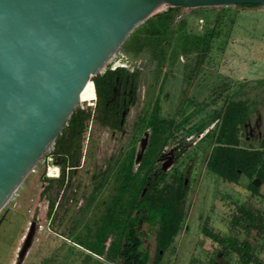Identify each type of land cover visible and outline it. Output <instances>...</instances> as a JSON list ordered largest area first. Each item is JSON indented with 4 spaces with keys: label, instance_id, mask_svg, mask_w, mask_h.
<instances>
[{
    "label": "flooded vegetation",
    "instance_id": "obj_1",
    "mask_svg": "<svg viewBox=\"0 0 264 264\" xmlns=\"http://www.w3.org/2000/svg\"><path fill=\"white\" fill-rule=\"evenodd\" d=\"M142 75V65L133 62L118 51L101 70L93 75L96 76L94 81L91 77L95 98L92 104L86 108L90 112L87 124L88 122L94 124L107 131L108 134H122V139L120 144L113 145L103 169L90 176L93 187L81 209L83 210L89 204H92L94 208L99 205L103 201V198L100 197V190L105 185L114 184L111 186L114 192L105 202L103 212L99 214V218L95 222L92 239L88 238L90 235H85V232L79 235L76 224H71L68 232L76 233L74 235L75 244L103 264H264V250H261L262 253L257 252L260 247L264 248V87L260 91L254 89L247 101L244 98L229 99L233 90L232 83H230L231 87H225V90L224 83L219 87L217 98H221L220 102L225 105L243 103L246 115L245 121L236 131L237 143L226 145L237 149H246L248 152V174L241 173L237 168V175H230V164L226 163L228 177H223L210 168L209 162L212 149L218 145L217 137H220L218 136V127L224 107L222 110L214 109V122L207 124L208 99L204 92L205 88L202 89L201 86L198 93L195 91V93L187 95L188 88L180 86L176 98V104L179 105L178 111L185 110L186 106L191 109L189 108L187 113H183L177 122L171 117H161L160 94L164 96L165 101L169 100V93L160 89L165 82L163 74L157 92L150 98L146 108L129 123V112L137 102V91L143 79ZM154 86L155 83L151 82L150 88L152 89ZM97 89L102 93L100 98H98ZM196 106H198L201 115L192 120L194 118L192 111L196 110ZM149 120L153 121L151 128L148 126ZM161 120L165 126L163 128L165 131L161 134L162 141H167L163 146L160 145L159 126ZM130 126L132 129L128 131L127 128ZM209 126L212 129L216 128V132L202 152V146H196V144L199 140L204 139L206 145L207 134L210 132ZM145 131H147L146 135ZM152 131L155 143L154 152L152 160L146 162L147 166H152L153 169L152 177H149L146 183H159V187H165L163 182L167 181L165 192H170L169 194L177 197L179 202V221L175 225L168 226V228L176 229L171 239L169 238L170 240L165 235L160 236L161 225L158 218H155L153 222L146 219L144 213L147 210L135 209L132 219L129 220L127 214L130 209L126 206L129 197L127 192L122 194L120 206H115L112 210L119 221L112 222V218L108 216L111 212L110 204L119 195L117 190L119 181L114 175L115 172L121 166L128 164L131 152L133 169L136 170L140 166L144 153L148 150ZM179 131L188 134L178 136ZM63 135L62 143L58 144L56 152L52 153L55 162L52 165L57 169L56 175H49L46 167L47 180L60 181L63 179L65 182L56 207L48 216V224L60 205L72 200L73 193L69 194L67 188L71 186V178H74L73 175L76 174L77 169L82 166L79 164L80 161L76 160L81 154L79 149L81 139L74 140L69 129H66ZM242 135L243 144H241ZM145 137L147 139L145 148L140 160L135 163L136 156L141 150V141ZM194 138L196 140L193 142ZM189 150H192V153L187 154ZM168 153L170 156L165 158V154ZM52 156L51 162H53ZM194 157L200 158L196 170L192 168L194 165L191 160ZM186 165L191 167V180L183 176L182 169ZM221 165L224 164L221 163ZM161 173L163 176H160ZM241 174L248 178L247 205L240 202V196L236 193ZM160 179L163 180L160 181ZM66 182L69 185L67 187ZM217 182L225 184L229 190H226L225 186L222 191H219ZM207 183H210L211 187L207 186ZM208 188H211L212 196L199 197V191L203 189L204 194H208L205 192V189ZM143 193L142 191L140 196ZM62 198L65 199L60 202ZM220 201L224 203L225 207L227 206L226 209H230L229 211L223 210V212L231 215L228 222L223 220L218 224L211 216L217 212L216 202ZM143 226L155 228L153 255H150L148 245L144 241L147 239L148 232L143 229ZM87 229L91 230L89 227ZM240 230L245 231L244 234H248L249 238L240 239ZM101 232H103L102 235ZM182 233L185 238L183 243ZM83 244L102 247L104 253L94 252ZM202 248L203 250L200 251ZM167 253H171L170 256ZM167 255L170 260L165 258ZM89 261L91 262L90 259Z\"/></svg>",
    "mask_w": 264,
    "mask_h": 264
},
{
    "label": "rangeland",
    "instance_id": "obj_2",
    "mask_svg": "<svg viewBox=\"0 0 264 264\" xmlns=\"http://www.w3.org/2000/svg\"><path fill=\"white\" fill-rule=\"evenodd\" d=\"M165 9L166 6H163L158 12ZM219 9L225 8H221V6L197 7L194 9L181 7L166 43L152 46L150 50L148 47L141 46V42L136 41L137 44L134 42L135 38L138 39V36L142 35L139 30L129 35L120 47L119 52L143 67V79L138 87L137 102L129 112V123L146 108L150 98L157 92L163 74L165 75V82H163L160 89L165 93H169V100L165 101L164 96L160 94V116L171 117L176 122L181 119L183 113H187L189 108L191 109V107L186 106L185 110L178 111L179 105L176 104V98L180 86L188 88L187 95H191L195 91L198 93L201 86L202 89L205 88L204 92H206L208 99L207 124L214 122L215 115L213 110H222L225 105L220 102L221 98L215 96L220 90L221 84L224 83L225 90V87L230 88V83H232L233 90L229 99L244 98L245 101H247L254 89L255 91L263 89L264 6L238 7L233 5L229 6L228 12L221 10V21L218 26L220 33L212 41V46L203 59V64H200L199 69L193 67L194 63L188 62V57L183 53L178 55L179 62H168L169 58L167 59L166 56L170 50L177 52V45L181 39L180 30H175L179 27V20H184V28L187 32L201 33L207 25L206 18L210 15L209 20L211 22ZM133 43L135 44L133 45ZM193 69L195 72L191 75ZM151 82L155 83L152 89L150 88ZM87 107L84 103V108L86 109ZM196 107V110L192 111L194 113L192 120L197 119L201 115L198 106ZM181 123L183 122L181 121ZM187 125L189 124L187 123ZM86 126L79 143L81 154L79 158H76L82 166L77 169L76 174L73 175L74 178H71V186L68 185V182L65 184L66 187L69 186L67 188L68 193H73L72 200L60 205L49 224L48 216L56 207V202L65 183L63 179L60 181L47 180V164L53 168L55 167L52 165V163H55L52 156L55 151L54 143L49 147L48 152L36 163L34 169L27 174L17 190L0 210V264L17 263L18 251L31 227L33 228L32 241L19 264H91V262L92 264H103V262L92 258L87 251L84 252L82 248L77 247L74 238L76 233L68 232V229L71 224L75 223L79 235L85 232V235H90L88 238L92 239L95 222L98 220L99 214L103 212L105 202L114 192L111 189L114 184L105 185L100 190V197L103 198V201L99 205L94 208L92 204H89L82 210L81 208L84 206L93 187L90 176L103 169L113 145L120 144L122 134H108L107 131L100 129L94 124H89V122ZM211 126H209L210 132L207 134L206 145L205 141H203L204 139L199 140L196 144V146H202V152L207 146V142L211 140L216 132V128L212 129ZM127 129L130 131L132 128L130 126ZM245 131L247 135V128ZM146 133L147 131L144 132L145 135ZM114 134L115 137H113ZM182 134L184 132L179 131L177 135L180 136ZM195 140L194 138L193 142ZM243 143L242 135L241 144ZM190 153H192V150H189L187 154ZM50 156H52L53 162L47 161ZM169 156V153L165 154V158ZM199 160L200 158L195 157L191 160L194 170L199 166ZM135 163H137V160ZM182 171L183 176L191 180V167L186 165ZM207 176L211 177L210 175ZM238 180L239 186L236 193L240 196V202L247 205L246 185L248 178L241 174ZM206 185L211 187L210 183ZM225 186V184L222 185L217 182L219 191H222ZM226 190H229L228 186H226ZM210 191L211 188L205 189L208 195L204 194L203 189L200 190L199 197H211ZM64 199L62 198L60 202L64 201ZM195 199L197 200L198 197L196 196ZM216 203L218 210L214 216H211L212 219L218 224L223 220L228 222L231 214H227L223 210L229 211L230 209H226L227 206L225 207L221 201ZM87 227L91 230L88 231ZM143 229L148 232L147 239H144V241L148 245L150 255H153L155 228L143 226ZM244 233L246 232L239 231L240 239L249 238L248 234ZM181 239L183 243V239H185L184 233H182ZM83 246L92 249L94 252L104 253L102 247H93L87 244H83ZM261 250H264V248L260 247L257 252L262 253ZM168 255L165 258L170 260V255Z\"/></svg>",
    "mask_w": 264,
    "mask_h": 264
},
{
    "label": "water",
    "instance_id": "obj_3",
    "mask_svg": "<svg viewBox=\"0 0 264 264\" xmlns=\"http://www.w3.org/2000/svg\"><path fill=\"white\" fill-rule=\"evenodd\" d=\"M243 4L264 0H0V210L136 26L163 6ZM32 237L31 227L16 264Z\"/></svg>",
    "mask_w": 264,
    "mask_h": 264
},
{
    "label": "trees",
    "instance_id": "obj_4",
    "mask_svg": "<svg viewBox=\"0 0 264 264\" xmlns=\"http://www.w3.org/2000/svg\"><path fill=\"white\" fill-rule=\"evenodd\" d=\"M238 7H258L259 5L252 4H243L236 5ZM180 6H166V9L160 12L155 13L151 17L144 20L138 26H136L133 31L130 33L139 30L142 35L138 36V39L135 38V43L141 42V46L148 47L149 50L152 46L162 45L166 43L167 38L169 37L172 27L175 24L176 16L180 10ZM215 17L210 22L209 17L206 18V27L201 32H187L184 28V20H179V27L175 30H180V42L177 45V52L173 50L168 53L166 58H169V63L178 61V55L180 53L185 54L188 57V62L194 63L193 67L199 69L200 64H203L202 61L205 58L206 54L209 52L212 41L220 33L218 28L220 19H221V10L229 11V6H221ZM194 9V8H193ZM214 12V11H212ZM231 18V17H230ZM231 20H233L231 18ZM211 23V24H210ZM233 23V22H232ZM127 40V39H126ZM137 41V42H136ZM133 43V45L135 44ZM170 55V57H169ZM197 65V66H196ZM195 72L193 69L191 75ZM96 76H92L94 81ZM97 82V81H96ZM98 98L102 95L101 91L97 89ZM217 96V94L215 95ZM217 116V115H216ZM90 118V112L79 106H76L70 117L67 120L66 125L62 129L61 133L57 136L54 141L55 151L57 150V145L62 143L64 132L66 129H69L70 134L76 139H81L82 133L86 128L87 121ZM245 108L243 103H230L224 106V111L221 116V121L219 123L218 131L219 134L217 137L218 145L212 149L210 155V168L220 176L228 177L227 165L230 164V175H237V168L241 173L248 174V152L246 149H237L234 147L227 146L226 144H236V131H238L239 126L245 121ZM164 122H160V145L163 146L167 141H162V132L165 128ZM148 126L153 127V121L149 120ZM154 134L151 133L149 139L148 150L144 153L143 160L140 166L134 170L132 167V152L128 158V164L121 166L118 171L115 172V176L118 178L117 190L119 195L113 199L110 204L108 216L112 218V222L119 221L113 213L115 206H120L121 196L123 193L127 192L129 194L128 200L126 201V206L130 209L127 217L132 219V214L135 209L142 208L147 210L145 214L146 219L149 222H153L155 218H158L161 225L160 236L165 235L167 239H171V236L175 232V228H168L170 225H175L179 221L178 213V200L177 197L170 195V192H165V187H167V181L163 183L165 187H159V183L147 184L146 181L149 180V177H152V166H147V160H152V155L154 152ZM223 137V138H222ZM80 143V142H79ZM221 143V144H219ZM53 152V153H54ZM220 162V163H218ZM223 163L224 165H221ZM144 171L143 173H141ZM163 176V173L160 174ZM120 179V180H119ZM163 179H160L162 181ZM144 192L142 196L141 193ZM103 232H101V235ZM169 239V240H170ZM168 240L166 241V243ZM101 248V247H100Z\"/></svg>",
    "mask_w": 264,
    "mask_h": 264
},
{
    "label": "bare ground",
    "instance_id": "obj_5",
    "mask_svg": "<svg viewBox=\"0 0 264 264\" xmlns=\"http://www.w3.org/2000/svg\"><path fill=\"white\" fill-rule=\"evenodd\" d=\"M94 98H95V92H94L93 82L89 80L81 91L80 100L92 101ZM56 171H57L56 168L50 166L48 169V174L51 176H55Z\"/></svg>",
    "mask_w": 264,
    "mask_h": 264
},
{
    "label": "built area",
    "instance_id": "obj_6",
    "mask_svg": "<svg viewBox=\"0 0 264 264\" xmlns=\"http://www.w3.org/2000/svg\"><path fill=\"white\" fill-rule=\"evenodd\" d=\"M115 56V55H114ZM92 81V80H91ZM94 100V99H93ZM93 100L92 101H87V100H79V103H78V106H80L81 108H84V103L86 104V106H88V105H90V104H92V102H93ZM49 149V148H48ZM48 149H47V151H48ZM46 151V152H47ZM43 157V156H42ZM40 160V159H39ZM51 160V156L50 157H48L47 158V161H50ZM49 167H50V165L49 164H47V170L49 169ZM33 169H34V167H33ZM32 169V170H33ZM31 170V171H32Z\"/></svg>",
    "mask_w": 264,
    "mask_h": 264
}]
</instances>
